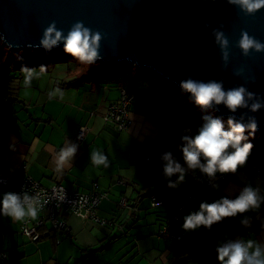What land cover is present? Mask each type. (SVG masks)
<instances>
[{"label":"crops","instance_id":"obj_1","mask_svg":"<svg viewBox=\"0 0 264 264\" xmlns=\"http://www.w3.org/2000/svg\"><path fill=\"white\" fill-rule=\"evenodd\" d=\"M132 69L137 70L135 67ZM51 70L50 67L45 73H50ZM81 72L84 71L76 72L72 85L51 79L46 87L38 83L22 87L17 86L15 81L20 78H11L8 93L11 102L8 107L0 105V174H6L9 178L8 185H0V200L3 194L13 192L27 178L46 187L59 182L71 193H88L95 183L100 184V179H105V166L94 165L91 162V153L94 151L103 153L99 147L102 146L99 142L103 140L107 142L109 151L111 143L109 137L105 135L110 133L102 117L106 106L116 103L119 98L111 100L109 94L103 98V93L98 91L100 84H93V88L88 89L87 82H79ZM146 83L150 84V89L154 90L156 96L140 98L138 92L142 88L139 84L142 83L139 82L137 87H134L137 96L131 106L130 114L133 121L129 131L125 132L128 133L125 142L127 148L130 146L131 150L137 144L151 151L155 149L158 153L157 162H160L161 150H168L176 139L167 130L170 118L161 115L163 106L154 88L155 84ZM60 92L63 93L62 97ZM49 93L55 95L50 98ZM158 116L164 119L163 124L154 121ZM82 126H87L89 131L85 138L79 141L78 133ZM72 145L77 147L75 155L69 164L57 170L54 163L55 155L61 148ZM250 155H254V160L246 161L235 173L217 172L222 178L216 186L204 193L184 213L180 223L169 226L171 232L181 235L180 241L165 240L160 232L174 206L182 200L184 194L174 188H171L175 192L170 193V196L166 195L168 190L159 194V198L166 195L165 199L168 202L164 199L166 204L162 208L155 210L149 208L145 216H142L140 211L144 208L143 201L138 203L136 201L138 195H134L141 185L133 180L130 185L135 191L128 197L129 202L126 206L120 204L122 197L119 200L115 198L107 200L111 190L107 191L100 185L101 190L109 194L100 204L99 215L113 222L108 228L102 226L109 229L110 234L100 230V233L93 237L87 232L89 230L93 233V230L83 226L79 232L87 233L88 237H85L87 241H77L76 244L74 241L78 232L77 220L74 221L73 216H68L66 222L70 231L69 236L64 233L50 234L52 228L48 227L44 239L31 242L21 234V226L25 222L32 225L38 219L37 215L13 221L0 213V252L8 254L6 264H70L72 261L74 264H170L172 259L182 254H186L182 264H220L216 252L218 245L238 239L253 240L264 245V230L225 239L226 235L220 233V229L229 222V217L213 224L211 228L200 226L195 230L183 229L184 217L193 211H199L202 202L212 203L221 197L235 199L245 186L258 188L260 195L264 196V178L253 173L254 166L264 168V148L256 152L251 151ZM131 157L135 158V155L132 154ZM115 159L117 160L116 157ZM141 159L143 160V157ZM185 168L188 172L191 171L188 166ZM107 172L106 176L111 180L117 168L112 167ZM263 207L264 204L260 209ZM259 210H250L231 218L239 220L244 215L253 216ZM82 223L87 225L95 222ZM116 227L118 231L113 236L112 230ZM109 238L111 239L107 242L106 239ZM103 241L106 243H102ZM95 249L100 251L90 254V251Z\"/></svg>","mask_w":264,"mask_h":264},{"label":"water","instance_id":"obj_2","mask_svg":"<svg viewBox=\"0 0 264 264\" xmlns=\"http://www.w3.org/2000/svg\"><path fill=\"white\" fill-rule=\"evenodd\" d=\"M78 20L104 36L102 59L96 62L151 69L180 89L189 77L222 82L225 90L243 86L254 94L249 107L232 112L223 104L212 106L219 116L245 124L254 117L255 132L264 129V107L251 111L252 103L264 104V52L250 50L254 54L245 57L235 47L241 30L264 42V9L245 16L228 0H0V36L14 52L50 53L61 48L62 43L51 51L37 46L44 29L55 21L66 35ZM214 30L229 39L226 62ZM241 68V74L235 75Z\"/></svg>","mask_w":264,"mask_h":264},{"label":"clouds","instance_id":"obj_3","mask_svg":"<svg viewBox=\"0 0 264 264\" xmlns=\"http://www.w3.org/2000/svg\"><path fill=\"white\" fill-rule=\"evenodd\" d=\"M228 3L239 6L245 16L255 15L259 10L264 9V0H228ZM213 35L221 50L222 60L226 62L229 56V39L219 30H214ZM103 38L100 30L85 26L83 21L74 22L66 35L63 30L57 28L56 22L53 21L44 29L37 46L51 51L53 47L62 43L65 53L75 57L81 64L91 65L102 59L101 41ZM3 39L5 38L0 36V40ZM235 47L240 49L245 57L254 54L250 50H254L255 53L264 52V42L250 36L246 30H241ZM46 70V66L40 67L41 74H44ZM242 71L243 68L234 74L240 75ZM20 72L24 76V86L30 87L35 69L22 66ZM180 87L183 91L190 93L195 104L202 108H209L213 103L223 104L232 112L249 107L248 101L254 96L243 86L225 90L222 82L215 80L203 82L191 77L182 81ZM54 95L55 93H49L50 98ZM60 95L62 97L63 93L60 92ZM262 107L264 104L260 102L252 103L251 111L255 112ZM204 121L194 137H182L184 145L181 150L184 162L189 169H199L209 177H214L217 172L235 173L240 166L246 163L253 148L252 143L244 141L248 140V135L254 136L257 129L256 119L252 117L245 124L230 117L227 121V128H225L224 121L218 117L205 116ZM246 131L248 135L245 134ZM76 150L75 145L61 148L54 157L56 169L69 164ZM201 157H203V163ZM162 159L167 161L163 168L165 177H172L179 173L176 183L182 182L185 178V169L173 158L172 153L163 154ZM91 162L94 165L108 166V158L99 151L91 153ZM176 183L170 182L169 186L176 187ZM47 202L44 201V203ZM262 204H264V196L260 195V190L251 185L245 186L235 199L221 197L212 203L202 202L199 211H193L184 217L182 227L185 230H195L200 226L211 228L213 224L224 218L236 217L250 210H259ZM41 207L43 204L39 193L35 197H30L27 192L23 195L7 192L0 200V213L10 217L13 221L22 220L25 216L35 217ZM241 223L247 226L249 220L244 219ZM216 252L220 264H264V245L253 240L229 241L218 245Z\"/></svg>","mask_w":264,"mask_h":264},{"label":"rangeland","instance_id":"obj_4","mask_svg":"<svg viewBox=\"0 0 264 264\" xmlns=\"http://www.w3.org/2000/svg\"><path fill=\"white\" fill-rule=\"evenodd\" d=\"M53 58L56 59L58 58L57 59L58 61L51 62ZM51 63L54 64L50 66ZM42 65L46 66L47 71L51 67L52 68L51 72L41 74L39 67ZM22 66H27L30 69H35L31 82L32 86L33 84L38 83L44 87L48 85L49 80L51 79L53 81L59 80L62 83L66 82L67 84H71V82L74 81L76 72L84 71L79 74V79H80L79 82L81 83L87 82L86 84H88L87 85L88 89L93 88V84L95 85L100 84L98 91L103 93V98H106L107 95L109 94L111 96V100H114L115 97L119 98L121 96V92H120L121 83L126 84L128 86L130 84V81L135 83L136 85H138L139 82L142 83L139 84V87L142 88L141 90H139L140 92H138L140 98L155 97L156 94L154 90L150 89V84H147L146 82L154 83L155 84L154 88L159 97L169 92V95L170 97L173 98V100L180 103L182 106L186 108V110L190 112L191 118L193 120L198 119L202 122H205L204 121L205 116L218 117L224 121L225 128H227V121L229 119L228 117L223 118L219 116L218 112L213 108V106L209 108H202L196 105L195 102L192 99H190L184 91H182L180 88H178L173 84H169L165 79L161 78L151 69H146L145 71H142L137 67L136 68L137 70L135 69L133 70L132 65L128 63H120L114 66H108L101 62H95L91 65L81 64L75 57L65 53L63 47L57 48L50 53L42 52L41 50H33L30 52H26L23 50L21 52H14L10 50L8 47L4 46L2 40H0V74L8 67L10 69L11 77L20 78V80L19 79L15 80L17 82L16 83L17 86L19 85L24 87L23 84L24 76L20 72ZM69 79H71V81ZM20 82L22 83L20 84ZM25 90L26 89L24 88V91ZM109 107L110 106H106L105 111L103 113L106 114ZM104 115L102 118H103V122L105 123ZM130 119H132L131 114H130ZM235 120L238 121L237 119ZM154 121L157 122L158 124L164 123V119H162V117L160 116L155 118ZM167 124L168 123H165V125ZM106 126H108L107 130L110 134H106L105 136L109 137L108 140L110 141L111 145L109 151H107V147H108L107 142H105L104 140L99 142L102 144V146L99 145L100 149L103 150L102 154L108 158V166L105 167L104 170L106 171L105 179L103 178L100 179L99 186L101 185V187L107 191L111 190V195L109 196V198L107 197L108 198L107 200L110 199L113 200L114 198L119 200L121 197L122 200L124 198H128L132 196L134 194L135 188L132 187L130 184H132L133 180L141 185L138 186L139 188H144L149 184L150 185L156 184L163 174L162 168L159 165L155 164L158 161L157 151L155 149L151 151L149 148H144L142 145L139 144L133 146L132 148L133 150H131L130 146H128L127 148V144L125 142V139L128 138V133L125 132H128L130 128L127 131L118 132L113 126L111 125H106ZM245 134L248 135V132L246 131ZM260 136L261 135L257 133H255L254 136L248 135V140L244 142H250L252 144H255L259 142ZM229 151H231V149H229ZM132 154L135 155V158L131 157ZM115 157L117 158V160L115 159ZM142 157L143 160L141 159ZM146 157H149L151 159V162L147 163ZM253 160H254V155L249 154L247 161L251 162ZM112 167L113 168L116 167L117 172L114 173V176L111 178V180H109L106 175L108 173L107 171ZM165 179L168 180L169 177H165ZM127 182L129 183V186ZM174 192L175 191H172V189L171 190L169 189L166 195L170 196V193L174 194ZM134 195L137 196L138 192L135 191ZM166 195L161 196L160 198L164 200ZM166 202L168 201L166 200ZM142 206L144 208H142L143 211H140V213L142 216H145V212L147 210L149 211L150 208L149 197L143 200ZM72 219H74V221L77 220L76 231L78 232L75 235L76 238L74 241L76 244L77 241L80 242L87 241L85 238L88 237L87 233L79 232V230L83 226H87L89 229H91V231L93 230V233H90L89 230H87V232L93 237H95L96 234L100 233V230L101 231L103 230L104 233L107 232L109 234L111 232L109 231V229H106V227H102L97 223L96 224L89 223L86 225L82 223L83 222L82 220H80L79 218L77 219V217L73 216ZM112 231L114 236L118 231L117 227L115 230ZM110 239L111 238L106 239L107 242H109ZM102 243H106V242L103 241ZM70 264H74V262L72 261Z\"/></svg>","mask_w":264,"mask_h":264},{"label":"built area","instance_id":"obj_5","mask_svg":"<svg viewBox=\"0 0 264 264\" xmlns=\"http://www.w3.org/2000/svg\"><path fill=\"white\" fill-rule=\"evenodd\" d=\"M132 67L137 68L134 65ZM135 97V94L130 92L126 87H121V99L108 108L107 113L104 115L105 123L113 125L119 132L127 131L132 124L129 107L135 100ZM1 101L7 103L8 98L3 97ZM88 131L89 128L87 126L81 127L78 140L82 141ZM162 162H165V160L162 159ZM253 173L264 178V168L262 167H254ZM221 178L217 174L214 177H209L206 174L200 176L192 187L191 194L176 206L171 221L174 223L179 222L182 213L188 210L202 194L213 189ZM8 184V176L6 174H0V185L6 186ZM13 192L21 195L27 192L30 197H35L38 193L40 194L43 207L38 209V219L32 225L29 222H25L21 226V234L31 242H39L41 240V230L44 226L51 227L57 232L63 230L69 232L66 222L68 216H75L84 222L94 221L101 226L109 225L108 220L103 219L99 215L100 204L103 200L107 199L109 194L106 191H102L97 183L93 185L92 190L88 193H71L59 182L50 187H46L39 182L27 178ZM150 200L152 208L164 204L157 195H151ZM44 201L48 202L44 203ZM120 204L126 206V198ZM163 235L165 238L181 240V236L179 235L170 236L166 228L163 231ZM8 259L9 256L6 252H0V264H6Z\"/></svg>","mask_w":264,"mask_h":264},{"label":"trees","instance_id":"obj_6","mask_svg":"<svg viewBox=\"0 0 264 264\" xmlns=\"http://www.w3.org/2000/svg\"><path fill=\"white\" fill-rule=\"evenodd\" d=\"M57 59L53 58L51 62L58 61ZM116 76H118V75H116ZM116 76H114V77H116ZM11 78L12 77L10 75V69L7 67L0 74V105H2L4 107H8L10 102H11L10 99H9V96H8ZM140 79H143V78H140ZM72 84H74V82H71L70 85H72ZM135 86H136V84L131 82V81H130V84L128 86L126 84H122L121 85V87H126L130 92L134 93L135 96H137L136 95V90L134 89ZM120 92H121V88H120ZM3 97H7L8 98V102L7 103H3L1 101V99ZM120 99H121V96L119 97L117 102H119ZM160 99H161V104L163 106V112L161 114L162 117H164V118L169 117L170 118V124H169V126L167 128L168 133L173 134L175 136L176 140H175L173 145L168 150H164V149L161 150V153L159 155L160 162H157L156 164L159 165L162 168V172H163L164 165L167 163V161L162 162V156L165 153L171 152L172 155H173V158L177 162H179L181 164V166L185 169V173H184V177L185 178H184V180L182 182L176 183L178 181V179H179V173L173 175L172 177H169V179L166 180L164 172H163L162 176L160 177L159 181L156 184L147 185L146 187H144V188H142L140 190L137 188L138 189L137 190L138 191V197H137L136 201L138 203L142 202L143 200H145L148 197L150 198L151 195H157L159 197V194L165 193L167 190H169L171 188L177 189L178 191H180V193L184 194L183 199L179 201V202H182L189 196V194H191V189L195 185V183L198 180V178L200 176L204 175V173H202L199 169H191L190 172L187 171V169L185 168L187 166V164L183 160V153H182V150H181L182 146L184 145V141H183L182 137H184V136L194 137L197 134L198 129L204 124V122H202V121H200L198 119L193 120L191 118L190 112L188 110H186V108L184 106H182L180 103H178L175 100H173V98L170 97L169 92H167V94L161 96ZM135 100H136V97H135ZM135 100L133 101L131 106L134 104ZM113 104H115V103H113ZM131 106L129 107V114L131 113ZM106 125H111V124H106ZM111 126H113V125H111ZM79 131H80V129H79ZM255 133L260 134L261 136L259 138V142L253 144L252 152H256V151L260 150L261 148H264V130L262 129V130H260L258 132H255ZM147 159H149V160L147 161ZM150 160L151 159L149 157L146 158V162L147 163H149ZM201 162L202 163L204 162L203 157H201ZM218 176H220V175H218ZM170 182L171 183H176V187H170L169 186ZM153 187H154V189H153ZM159 199H161V198H159ZM126 200H127V203H128L129 202L128 198H126ZM161 200L164 202L163 199H161ZM196 201H195V203H196ZM178 203L174 206L170 216L166 220L165 224L162 226L160 235L165 240L180 241V240H175V239H172V238H165L164 235H163V231L166 228L167 232L170 234V236L179 235V234L171 232L170 229H169V226L171 224L180 223L184 213L186 211H188L195 204L194 203L188 210H186L185 212L182 213V215L180 216V221L179 222H175L174 223V222L171 221V218H172V215H173V212H174L176 206H178ZM164 205H165V202H164V204L162 206H159V207H156V208H152L151 207V200H150V209H154V210L155 209H159V208H162ZM229 218H230L229 222H227L224 225H222L221 229H220V233L226 235L225 239H228V238H230L232 236H235V235H245V234H248V233H251V232H260V231L264 230V207L262 209H260L253 216L244 215L239 220H232L231 217H229ZM244 219H248L249 220V224L247 226H245L244 224L241 223V221L244 220ZM108 222H109V225H107V226L113 225L112 221L108 220ZM48 230H49L48 226L47 227L44 226V228H42V230H41V232H42L41 239H44L46 237L45 233ZM52 233H55V234L64 233V234H66L68 236L70 235V231L66 232L65 230L57 232L54 229H52V230H50V234H52ZM179 236H181V235H179ZM98 251H100V249L91 250L90 254L97 253ZM185 255L186 254H182V255H179V256L175 257L174 259H172L170 264H182V260L186 259Z\"/></svg>","mask_w":264,"mask_h":264}]
</instances>
